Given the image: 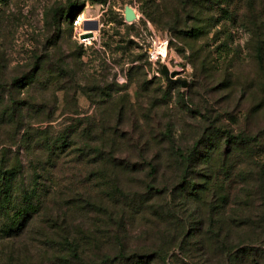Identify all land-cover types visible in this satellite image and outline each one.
<instances>
[{
	"label": "rangeland",
	"instance_id": "rangeland-1",
	"mask_svg": "<svg viewBox=\"0 0 264 264\" xmlns=\"http://www.w3.org/2000/svg\"><path fill=\"white\" fill-rule=\"evenodd\" d=\"M149 1L0 0V156L21 162L16 184L46 188L17 235L0 213V264H229L194 243L211 212L240 216L242 239L264 253V0H151L184 8L168 21L202 25L197 37L153 21ZM162 42L164 57L150 60ZM161 64L187 86L169 87ZM166 126L184 152L198 140L214 149L200 165L211 189L187 191L194 174L182 180ZM223 131L247 145L218 148ZM46 137L69 147L53 156ZM64 230L82 237L81 263L55 243Z\"/></svg>",
	"mask_w": 264,
	"mask_h": 264
},
{
	"label": "trees",
	"instance_id": "trees-1",
	"mask_svg": "<svg viewBox=\"0 0 264 264\" xmlns=\"http://www.w3.org/2000/svg\"><path fill=\"white\" fill-rule=\"evenodd\" d=\"M100 1L104 2V0ZM186 1L197 2V0H177V7L179 5L185 4ZM149 3H151V0ZM150 6L154 7L155 9L152 8L148 14L152 17L153 21L159 25L161 24L169 29H183L182 33H186L193 37H197L204 29L202 25H193L189 29L184 30L185 28L177 26V24L173 23L172 21H168L173 17H177L178 19L180 15L178 11H180V9H183L182 11L185 13L186 10L182 7H179L180 9L177 7L176 9H169L166 7V5L160 7L155 3H151ZM73 7L74 5L69 4L66 12L71 13ZM263 42L264 40L262 39L257 41L256 51L258 58H262L263 55ZM262 76V80H264L263 66ZM26 80L28 81L26 82L28 84L30 83L31 78L28 77ZM167 85L169 87H173L175 84L168 82ZM13 103L15 105L12 106V109L6 108L4 111H2L3 115H13L14 110L21 107L20 105L17 106V102ZM218 136L221 138V143L218 147L220 149H222V147L228 148L239 145H247V139H245L244 136L234 137L231 136V134H228L226 131H223V134ZM162 139L170 145L173 150V154L176 155L178 163L182 166V180L183 178L185 179L186 175L189 173L194 174V178L189 180L190 184L187 185V191H189V193L192 192L193 195H197L204 189H208V187L211 189L212 187L210 185L212 176L210 172L204 170V167L202 166H205L204 163L211 162L210 157L214 149L212 150L210 147V149L207 150L204 144H202V141L198 140L186 152L182 151L180 147L175 146V140L172 136L169 126H166ZM39 145L51 151L53 156H57L59 153L64 151V147H69V142H67L65 138L51 140L50 137H46L40 141ZM202 163L203 165L200 166ZM21 172L22 165L17 157H13V159L9 160L5 158L4 154L0 156V213L6 219V222L3 223L4 228L2 231L4 233H10L11 235H17L25 228L27 216L38 211L39 206L42 203V198L46 192V188H43V186L39 187L36 185V183L31 184L29 188L25 187V185L21 186L16 184V177ZM260 172L261 175L264 176V168H260ZM194 179L196 180L191 183ZM148 186L149 189H154L155 192H158L157 187L152 185ZM105 208L106 207L102 208L104 209V219H111L113 208L112 210L109 209V211L107 209L105 210ZM215 213L216 212H211L206 229H203V227L200 225V220H198L199 222L196 220L195 223L196 226L193 231V240L197 245V251L201 254V257L205 258L206 260H208L210 257L214 259L217 257V255H219V251H221L222 254H224V256L227 258L229 264H234L235 262L237 264H264V253L260 252L261 250L256 246H253L254 242L250 241V239H242L243 228L241 217L234 216L232 213L230 215L226 214V216L222 213ZM90 231L93 234V231ZM83 235V237L86 238L90 235V233H83ZM81 239L75 235V233L64 230V232L60 233L56 242H54L61 248L62 251H64V258L67 261L70 259L81 263V249L79 250L78 243V241ZM122 253L123 251L120 248L117 253L118 258H124ZM9 261H11L10 258ZM138 263L140 264L141 262Z\"/></svg>",
	"mask_w": 264,
	"mask_h": 264
},
{
	"label": "water",
	"instance_id": "water-1",
	"mask_svg": "<svg viewBox=\"0 0 264 264\" xmlns=\"http://www.w3.org/2000/svg\"><path fill=\"white\" fill-rule=\"evenodd\" d=\"M124 17L126 21L131 22L137 18V15L131 6H126L124 9ZM90 36H91V32H87L81 34L80 38L82 39ZM160 72L164 76L166 81L180 83L182 87L187 86L186 80H183L179 77L178 70H170L166 64H161Z\"/></svg>",
	"mask_w": 264,
	"mask_h": 264
},
{
	"label": "bare ground",
	"instance_id": "bare-ground-1",
	"mask_svg": "<svg viewBox=\"0 0 264 264\" xmlns=\"http://www.w3.org/2000/svg\"><path fill=\"white\" fill-rule=\"evenodd\" d=\"M94 27H95V23H93V22H90L87 24V28H89V29H93ZM166 50L167 49L165 48V46L163 45V42H162V43H160V45L158 46V49L156 51L159 52L160 54H162V56H163L164 53H166Z\"/></svg>",
	"mask_w": 264,
	"mask_h": 264
},
{
	"label": "built area",
	"instance_id": "built-area-1",
	"mask_svg": "<svg viewBox=\"0 0 264 264\" xmlns=\"http://www.w3.org/2000/svg\"><path fill=\"white\" fill-rule=\"evenodd\" d=\"M163 45L165 46V48H166V43L165 42H163ZM160 55L162 56V54H160L159 52H157L156 50H151V51H149V58H150V60H152V61H156L157 59H159V57H160ZM164 57V56H163Z\"/></svg>",
	"mask_w": 264,
	"mask_h": 264
}]
</instances>
